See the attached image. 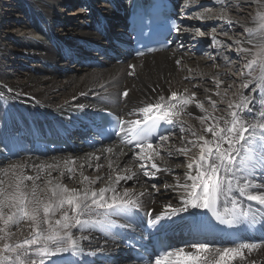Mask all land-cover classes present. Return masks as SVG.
Segmentation results:
<instances>
[{
    "label": "bare ground",
    "instance_id": "6f19581e",
    "mask_svg": "<svg viewBox=\"0 0 264 264\" xmlns=\"http://www.w3.org/2000/svg\"><path fill=\"white\" fill-rule=\"evenodd\" d=\"M57 1L68 2L70 0ZM87 1L93 2L94 0ZM208 1L219 2V0H195V2L184 0L183 6L180 5L179 14L183 12L191 15V17L180 16L179 32L181 31L180 34L185 35V38H187V33L191 34L192 30H195L193 26L206 22L203 17L208 14V10L207 7L203 8V5ZM18 2L21 6L14 0H8V2L1 0V4L7 3V7H4L7 11H3V13L0 11V24L5 20L4 18L7 20L3 25L9 23L10 18L15 20L26 12V20L38 17L42 25H39L40 34L38 35L21 34L17 38L14 37V47L6 45L5 27L0 31V168L13 163H20L24 166L26 174L36 175V166L43 165L45 171L40 172L42 179H48L47 173L50 171L53 179L69 188L81 186L79 183L82 179L80 173L83 172L89 178L103 177L94 185V187L99 188L106 186L109 175L114 178L116 174L126 175L129 169L136 172L138 168V161L134 160L132 154L135 150L131 145L122 143V139H124L122 136H118L110 143L105 142L97 148L83 144V138L88 137L87 128L82 123L81 116L91 118L94 110L100 107H110L120 112L126 117V120H134L138 118L137 108L145 106L146 103H155L160 95L167 98L172 91H176L187 96L195 92V99L202 103L209 112H212L213 109L208 97L217 101L219 113L226 114L225 110L229 102L238 100L241 93L249 95L255 101L251 105L254 111L264 110L260 107L264 105V89L255 90L254 85L251 84L248 88L243 87L244 83L251 81L258 73L248 76L246 73L248 69L244 66L246 72L240 79V86L235 94H230L228 88L234 78H232V73H227L224 67L225 63H223L224 59H215L212 63H206V60L201 56H194V54L183 51L181 49L183 46L182 39L180 43L168 50L132 58L123 63H117L109 58L105 53V49L109 45L107 40L112 33L115 34L122 30L123 20L126 16L123 15L122 18L120 12L123 11L122 6H126L129 0H110V3L104 1L100 4L94 1V6L87 7V12L86 9L81 10L80 8L73 11L74 16L70 15L63 18L55 13L56 8H52L43 0H18ZM78 2L77 0L76 4ZM8 3L15 8H12ZM259 3H256V7ZM96 8L101 9L96 10ZM257 9H260V6ZM12 10L15 12L23 11V15L13 14ZM196 13H203V15L197 17ZM100 16L108 21L102 30L99 24ZM255 20L256 15L249 21H243L242 27H254L253 21ZM49 22H53V25H50ZM28 25L36 27L33 20L28 22ZM233 39L247 40L244 37L236 38L235 36ZM219 43L220 40H217V44L213 45V54L222 59L224 53L218 55V52L222 51ZM91 46L96 48L93 49ZM245 46L251 47V45ZM16 52L19 53L17 59L9 56ZM74 57L75 60L83 59L84 64L78 65L75 69L67 70L63 75L61 74V78L57 79L62 67L68 65L69 58L73 59ZM6 59L11 60L10 64L14 65L30 63L34 67V71L25 68L27 70L25 73L21 76H15L12 73L13 68L7 69L5 67ZM86 59L95 63L100 60L102 65L99 67L92 65L93 63H85ZM178 60L180 64L176 63ZM243 63L245 65L244 59H242ZM130 64L135 65L133 75L128 74L133 71L128 67ZM214 78L223 81L219 88L214 83ZM185 89L188 90L186 93L184 92ZM205 89L210 91H205ZM125 90L129 93L127 97L123 95ZM225 90H227L226 94ZM217 91L221 93L223 98L215 95ZM222 100H226L224 103L226 107L224 108L221 107ZM79 106H84V108L81 109ZM203 115L204 113L197 109L194 104L190 105L182 116L183 126L189 131L181 133L179 126H177L170 143L179 148L184 146L187 140L194 139L191 132L203 134L205 125L199 119ZM46 129L54 133H59L60 129H69V138L73 142V148L51 153L45 150H33L31 143L35 134L34 131L38 133V131L44 132ZM80 129L85 131L80 133ZM109 147L113 149L111 153L104 151ZM97 156L100 157L99 160L96 159ZM157 162L162 167L172 168L175 171L171 175L161 174L158 179L151 181L140 174L136 179L131 180L133 187L126 186L127 181L118 185L120 191L128 188L137 194L145 189L152 191V183H156L157 187L161 189L160 193L155 195V201L148 199L144 203L142 200L144 206L137 210L139 212L138 218L134 216L129 219L114 218L117 224L130 225V227L114 228L112 229L113 234L108 236L99 229H93L91 232L73 229L76 236L87 235L89 239L80 241V253L76 255L61 254L63 258L58 260L53 258L56 260V264H77V262L78 264H107L112 256H115L116 264H138L129 258L127 248L118 236V232L130 233V229L134 225H139L142 219H146L149 210L156 212L154 215H158L164 210L165 204L172 203L174 206L179 204V200L175 198V193L164 192L163 186L174 183L173 177L183 178L187 158L178 154L173 158H165ZM109 163H111L112 168L108 167ZM89 164L91 167L88 166ZM97 164L102 166L99 170H96ZM47 165H54L55 167L47 169ZM81 165L84 166L80 167ZM68 167L76 169L75 175L71 179L68 178L66 172ZM62 172L64 175H61ZM262 174H264V165H257L249 179L253 183H264V175ZM238 199L242 203L244 202V198L238 197ZM219 206L223 208L225 205L221 203ZM189 211L196 213L197 217L205 212L203 209H190ZM133 212L136 213V210ZM158 224L171 229L174 241L178 247H183L181 244L193 227V219L189 217L188 213H181L179 216L150 224L149 228ZM26 233L27 229H25ZM262 233L264 232L261 231ZM254 240H257L256 243L262 242L258 233H252L243 239L245 242H253ZM98 248L104 249L103 253L89 255V253L97 252ZM247 258L261 264L264 262V247L254 251Z\"/></svg>",
    "mask_w": 264,
    "mask_h": 264
},
{
    "label": "snow or ice",
    "instance_id": "6c2138e0",
    "mask_svg": "<svg viewBox=\"0 0 264 264\" xmlns=\"http://www.w3.org/2000/svg\"><path fill=\"white\" fill-rule=\"evenodd\" d=\"M202 15L196 13L197 17ZM253 23L254 27L244 29L248 39H236L233 43L237 46L236 54L245 60L248 76L258 73L243 87L248 88L251 84L255 90H260L264 89V13H256ZM176 30L179 31V28ZM196 31L199 32V29ZM211 39L216 45V37L213 35ZM136 55L143 56L144 53L137 50ZM218 55H223L222 51ZM224 60L228 61L229 57L224 56ZM176 63L180 64V61ZM128 67L133 69L128 74L133 75L135 65ZM214 83L219 88L223 81L214 78ZM187 91L184 90L185 93ZM123 95L127 97L128 91L125 90ZM215 95L223 98L218 91ZM195 96V92L187 96L172 91L167 98L160 95L155 103L137 108V119L116 122L120 128L117 135L124 138L122 143L131 145L135 150L132 154L138 161V168L136 172L129 169L128 174H116L114 178L109 175L106 186L94 187L103 177L89 178L83 172L80 173L79 188H69L53 179L50 171L47 173L49 178L42 179L40 172L45 171L43 165L36 166V175L26 174L20 163L0 168V264H56V260L63 258L61 254L80 253V241L89 239L87 235L76 236L73 229L88 232L99 229L108 236L113 234L114 228L130 227L117 224L114 218L129 219L136 215L133 210L143 208L142 200L144 203L148 199L155 201V195L161 189L152 183V191L145 189L137 194L128 188L120 191L118 185L134 180L140 174L149 181L158 179L161 174L171 175L175 169L162 167L157 161L178 154L187 158L184 176L173 177L174 183L165 184L163 191L175 193L179 204H165L164 210L148 223L155 224L188 213L197 227H211L213 231L235 236L236 239L231 241L232 246H215L210 241L186 243L183 247L161 246L152 250L154 260L149 256L145 261L144 256H140L142 264H257V261L247 257L264 247V236L261 243H256L243 241L242 235L257 226L264 232V183H253L249 179L257 165H264V110L254 111L251 105L255 101L241 93L238 100L229 102L226 114L219 113L217 101L208 97L213 109L209 112ZM193 104L204 113L199 117L205 125L203 134L191 132L194 139L176 148L170 139L177 126L181 133L189 131L183 126L182 116ZM260 107L264 109V105ZM98 120L99 123L96 118L93 119L98 134L110 136L104 125L110 124L111 120L103 116ZM104 151L111 153L113 149L109 147ZM88 166L91 167V164ZM46 167L52 169L55 166ZM101 167L97 164L96 170ZM108 167L112 168L111 163ZM66 172L71 179L76 169L68 167ZM238 197L255 202L260 207L255 211L251 206L243 208ZM221 203L225 205L223 208L219 206ZM190 209L206 210L218 225L224 227L208 225L206 216L197 220L196 213L190 212ZM148 215H153L151 210ZM103 251L98 248L97 252L89 255Z\"/></svg>",
    "mask_w": 264,
    "mask_h": 264
},
{
    "label": "rangeland",
    "instance_id": "374dc122",
    "mask_svg": "<svg viewBox=\"0 0 264 264\" xmlns=\"http://www.w3.org/2000/svg\"><path fill=\"white\" fill-rule=\"evenodd\" d=\"M6 1L8 2V0ZM43 1L46 4L51 5L52 8H56L57 10L55 13L58 14L62 18L66 16L69 17L70 15L74 16L75 14H73L74 13L73 11L79 10L80 8L81 10L86 9V12H87V7L91 8V6H94L95 2H98L97 4L103 3L104 1L107 3H110V0H94L95 2L94 1L88 2L87 0H78L79 2L77 4H76L77 0H70L68 2L66 1L60 2L57 0H43ZM14 2L17 3L19 6H21L18 0H14ZM258 2L260 3L256 7V3ZM262 2H264V0H219V2L208 1L206 4L203 5V8L207 7L206 9L208 10V14L203 17V19L206 20V22L204 24H198V25L193 26L195 27V30L194 29L192 30L191 34L189 35V38L184 43V47H182L183 51L194 54V56H201L202 58L206 60V63L207 62L212 63L213 60L215 59H218V60L224 59V58L219 59V57L217 58L216 55L213 54L214 50L212 51L211 49V47L213 46V41L211 37L214 35L216 37V40H220L219 45H220L222 52L224 53V56L229 57L228 61L224 60L223 62L225 63L224 67L226 68L227 73H232L233 75L232 78H234V81L229 85L231 87L228 88V93L230 94L236 93L237 88L240 86V82H241L240 79L242 78V75L246 72L244 63L242 64L243 58L237 55L235 52V48L237 46L233 43V40H234L233 38L235 36L236 38L244 37L245 39H248L247 33L244 31L245 28L242 27L244 24L243 21H249L253 16L256 15V13H264V3L262 4ZM6 5L7 3L1 4V0H0V11L2 13L3 11L4 12L7 11L5 10V8L7 7ZM9 5L11 6V4ZM259 6H260V9H257ZM13 7L15 8V6ZM101 8H96V10H100ZM12 13L20 14V16L23 15V11L15 12V10H12ZM26 15L27 13L25 12L23 16L15 20L13 18H10L9 19L10 24L7 22L5 25H3V23H5L6 22L5 20L7 19L4 18V16L2 15V17L5 20L1 22L0 24V31H2L1 29H4L5 27L4 34L5 36H7L6 45H9L10 47H14L15 46L14 37L17 38L18 35H21V34H30L31 36H35V34L36 35L40 34L39 25H42L40 22V19L38 17H35L34 19L32 18L31 20H26ZM184 16L191 17L189 13L186 15H182V17ZM32 20L35 23L36 27L35 26L30 27L28 25V22L30 23ZM12 22L13 24H11ZM52 23L49 22L50 25H53ZM93 24L95 26V20L93 21ZM197 29H199V32L196 31ZM98 31L100 30L98 29ZM99 37H102V36H99ZM199 42L204 43L203 44L204 48L199 45ZM91 48L95 49L96 47L91 46ZM18 55L19 53L16 52L9 56H11L13 59L14 58L17 59ZM78 59L80 58L78 57ZM82 60L83 59L75 60V57L73 59L69 58L68 65H64V67H62L61 71L58 73L57 79L61 78L62 77L61 74L63 75V73L66 72L67 70H70L73 68L75 69L78 65L80 66L81 64H84ZM10 63H11V60L6 59V62L4 65L7 69L13 68L14 70H12V73L15 76H21V74L27 71L26 69H30L34 71V67H32L30 63L22 64L18 62L20 63V65H14ZM94 66H97V65L94 64ZM246 73H248V71ZM255 73L257 72H253V74ZM224 103H226V100L225 101L222 100V105H221L222 108L226 107ZM125 185L130 186V187L134 186L132 181H127ZM152 213L153 215L151 216V220H154L155 219L154 214L156 212H152ZM134 231L143 232L142 230L139 229V225H134V227L130 229V233Z\"/></svg>",
    "mask_w": 264,
    "mask_h": 264
}]
</instances>
